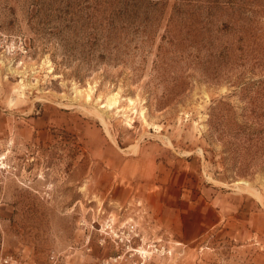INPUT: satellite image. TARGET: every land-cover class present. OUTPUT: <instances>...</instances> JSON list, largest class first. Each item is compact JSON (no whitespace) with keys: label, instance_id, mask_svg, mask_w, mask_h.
Listing matches in <instances>:
<instances>
[{"label":"rangeland","instance_id":"obj_1","mask_svg":"<svg viewBox=\"0 0 264 264\" xmlns=\"http://www.w3.org/2000/svg\"><path fill=\"white\" fill-rule=\"evenodd\" d=\"M106 1L0 0V264H264V0L192 6L179 46L177 0L96 45Z\"/></svg>","mask_w":264,"mask_h":264},{"label":"trees","instance_id":"obj_2","mask_svg":"<svg viewBox=\"0 0 264 264\" xmlns=\"http://www.w3.org/2000/svg\"><path fill=\"white\" fill-rule=\"evenodd\" d=\"M197 4H192V0H177L172 8V14L169 19V27L166 30L164 40L166 43L174 46H179L181 41L186 42L187 39L182 40L174 32L181 26V28L189 29L188 38L192 36L193 31L191 26L195 23L196 19L194 14H189L188 10L192 6H198V9L205 8V10H224L228 8H234V2L232 0H198ZM203 1V3H200ZM108 6L113 8H104L96 10L98 16L95 17V24L98 26L93 27L95 31L94 42L99 45V41L104 37L106 44L109 39L112 38L114 33L125 28V26L136 22H145L155 20L159 10L165 6L168 0H107ZM197 8L195 10H197ZM203 10V9H202ZM195 14L200 15L199 12ZM100 19V20H99ZM99 21V22H98ZM102 37V38H101ZM191 42H195L192 40ZM100 45H103L100 44ZM212 121V119H211Z\"/></svg>","mask_w":264,"mask_h":264},{"label":"crops","instance_id":"obj_3","mask_svg":"<svg viewBox=\"0 0 264 264\" xmlns=\"http://www.w3.org/2000/svg\"><path fill=\"white\" fill-rule=\"evenodd\" d=\"M226 198V195H219L217 201H204L201 206L195 208V211L192 212L193 217H189L188 219H185L183 215L179 216L176 211H174L173 214L170 213L168 219L174 223L181 222V226H184V228L186 225L198 228L202 225L210 227L219 224L220 222H223L227 216ZM185 230L181 231V238H183V241H189L199 236L198 231H190L186 228Z\"/></svg>","mask_w":264,"mask_h":264},{"label":"bare ground","instance_id":"obj_4","mask_svg":"<svg viewBox=\"0 0 264 264\" xmlns=\"http://www.w3.org/2000/svg\"><path fill=\"white\" fill-rule=\"evenodd\" d=\"M88 98H90V94L88 93L87 94V99ZM116 99H115V93H113L112 95H111V97L109 98V101H107V103L106 104H101V107H107L108 109H111V108H113V105H115L116 104ZM97 111V110H96ZM236 184H241V185H247L248 183L245 181V180H239V181H237L236 182ZM240 186V185H239ZM248 186V185H247ZM242 188H244V187H242ZM246 189V188H245ZM248 189V188H247ZM250 191V190H249ZM144 253V252H143Z\"/></svg>","mask_w":264,"mask_h":264},{"label":"built area","instance_id":"obj_5","mask_svg":"<svg viewBox=\"0 0 264 264\" xmlns=\"http://www.w3.org/2000/svg\"><path fill=\"white\" fill-rule=\"evenodd\" d=\"M112 231V230H111ZM127 231H128V234L131 232H133L134 231V226H132V225H129V227L127 226Z\"/></svg>","mask_w":264,"mask_h":264}]
</instances>
